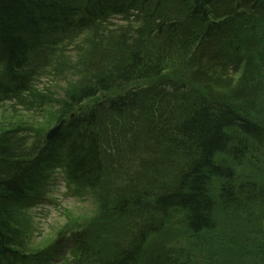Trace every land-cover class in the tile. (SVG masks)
Here are the masks:
<instances>
[{
	"label": "trees",
	"instance_id": "1",
	"mask_svg": "<svg viewBox=\"0 0 264 264\" xmlns=\"http://www.w3.org/2000/svg\"><path fill=\"white\" fill-rule=\"evenodd\" d=\"M82 34L86 47L63 68L71 79L41 97L56 122L67 118L62 131L0 128V264L56 257L28 247L22 216L56 163L94 193L100 221L118 223L105 252L86 227L69 228L91 264H264V184L238 181L222 160L264 166V0H0V103L37 94L42 71ZM172 222L222 233L230 254L157 243Z\"/></svg>",
	"mask_w": 264,
	"mask_h": 264
},
{
	"label": "rangeland",
	"instance_id": "2",
	"mask_svg": "<svg viewBox=\"0 0 264 264\" xmlns=\"http://www.w3.org/2000/svg\"><path fill=\"white\" fill-rule=\"evenodd\" d=\"M111 23L114 26L121 24V21L114 19ZM86 38V35L82 34L72 44L65 43L60 47V52L55 55L52 65L42 71L36 86H34V92H38L37 94L27 95L24 93L22 95L24 100H6L0 103V128L25 122V124L44 127L47 134L56 125L55 113L50 114L51 111H55L54 100H52L53 103L48 100L46 103H41V97L50 94L56 97L66 86V82L71 78H64L63 68H68L75 61L74 56H77L79 50L86 47ZM171 74L168 72L165 76L170 77ZM155 81L157 80L142 81L139 85L152 84ZM105 95L101 94L100 97ZM96 100L86 101L81 108L90 106ZM222 160L228 166L234 167L238 181L244 182L251 179L264 184V166H259L258 170H254V159L250 160L246 156L241 161H234L230 156H225ZM40 189L39 192L43 196L39 200L34 199L31 202L32 208L26 211L27 215H22L25 223L30 225L34 232L33 239L31 238V241L29 239L31 243L28 244L29 248L41 251L46 249L53 257L56 256L51 264H91L76 250V241L72 242L68 238L71 234V232L68 233L69 228L78 225L77 227L80 228L86 227L89 235L92 234L91 241H94L95 248L103 252L109 249L110 241L115 237L113 236L114 232L118 229L116 227L118 223L106 224L99 220L98 205L92 191L77 188V185L66 175L64 168L57 163L48 168L47 176L43 179ZM218 218L221 226L224 223H229V219L221 211ZM120 224L122 223H119V227ZM166 231L155 237L157 243L178 244V246L197 250L196 252H201L204 255H209L211 251H220L221 256L230 254L228 250L223 251L227 245L224 246L216 241L219 237L225 238V235H221L220 232L199 236L191 235L186 228L176 222L170 223ZM241 234H243L242 231ZM88 243L91 244L89 240ZM234 255L233 252L231 256ZM240 260L237 259V261ZM244 261H246L245 258Z\"/></svg>",
	"mask_w": 264,
	"mask_h": 264
},
{
	"label": "water",
	"instance_id": "3",
	"mask_svg": "<svg viewBox=\"0 0 264 264\" xmlns=\"http://www.w3.org/2000/svg\"><path fill=\"white\" fill-rule=\"evenodd\" d=\"M71 117H74V114L71 115ZM65 119L61 120L60 123H58L55 127H53L48 133H47V139H53L62 129Z\"/></svg>",
	"mask_w": 264,
	"mask_h": 264
}]
</instances>
